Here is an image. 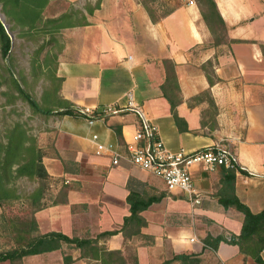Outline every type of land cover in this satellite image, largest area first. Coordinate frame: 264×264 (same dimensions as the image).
Instances as JSON below:
<instances>
[{"label":"crops","instance_id":"crops-1","mask_svg":"<svg viewBox=\"0 0 264 264\" xmlns=\"http://www.w3.org/2000/svg\"><path fill=\"white\" fill-rule=\"evenodd\" d=\"M214 2L225 27L218 33L208 28L194 0H183L155 20L140 0H98L89 13L84 5L86 23L59 31L54 96L74 109L87 106L96 116L107 104H122L123 93L131 91L169 149L228 143L236 164L233 193L256 212L264 206V0ZM56 119L63 139L55 148L76 166L55 172L64 174L63 200L34 212L41 232L81 236L87 231L93 237L119 228L132 190L143 197L159 195L139 212L145 220L139 228L143 236L124 238L118 231L98 238V244L122 252L132 244L138 264H149L152 257L157 262L151 264H157L180 252H199L212 264L254 263L224 240L215 249L202 246L204 235L228 239L241 226V212L217 201L223 184L219 166H190L200 195L198 203H190L184 193L167 191L147 170L123 159L111 164L107 154L94 153L93 132L99 141L119 148L130 141L139 125L133 110L103 113L91 125L77 111ZM75 262L72 255L67 264Z\"/></svg>","mask_w":264,"mask_h":264},{"label":"trees","instance_id":"trees-1","mask_svg":"<svg viewBox=\"0 0 264 264\" xmlns=\"http://www.w3.org/2000/svg\"><path fill=\"white\" fill-rule=\"evenodd\" d=\"M48 1L49 0H0V12L5 22H11V27L19 26V30L21 31L40 29L45 33H53L59 32L64 26L86 23L85 17L81 11H76L79 13L78 16H80V19L75 21L69 19L70 13L68 12L70 11L68 10L62 11L56 16L42 17V8ZM140 1L152 20L167 14L173 8H169L160 15L154 16L146 4H144L142 0ZM97 2L98 0H96L92 6L86 5V11L88 13L91 12L92 8L97 5ZM197 5L201 17L210 30H212L210 26L211 18L217 21L219 27H221L219 29L222 30L225 28L216 9L214 0H197ZM203 5H205V10L202 8ZM72 14L73 12H71V15ZM3 22L0 20V54L5 57L8 54L10 38L7 31L8 28H4ZM55 78L59 81L58 77ZM14 84L17 96L24 99L32 111L41 114L54 112L57 115L71 114L76 111L68 101L55 98L54 95L53 100L56 107L52 109L51 107L41 105L35 99H32L27 92L19 86L18 82L16 83L14 81ZM3 136L4 140L0 141V205L17 196L14 193V189L8 185V182L15 176L27 175L28 177L36 176L38 179H42L48 175L41 161L42 154L40 147L36 144L35 138L27 134L26 129L21 123L14 122L12 125L8 126ZM219 167L221 174L220 179L223 184L217 193V201L224 207L232 206L241 212V226L239 232L237 234H230L228 239L220 234L215 236H211L210 234L204 235L201 240L202 246L203 248L215 249L217 243L220 240H224L236 244L239 251L243 253L244 256L251 258L255 264H264V255L261 254L264 248V206L256 212L251 211L248 206L240 201L233 193L234 169L225 168L222 165ZM30 196L33 201L37 200L40 196V187L35 189ZM125 199L128 204V214L122 217L119 228L102 230L93 237L88 235L84 237L75 234L67 235L58 230L41 232L33 215V212L40 208L41 204L35 202V209H33L30 218L26 223H22V226H27L26 229L23 227L21 229L24 233L22 239L19 241L16 240L13 246L0 250V261H7L9 264H22L21 259L25 256L59 249L61 244L65 243L78 248L80 250L79 256L94 258L97 260V264H138L133 246L128 248L126 246L129 244H125L123 248L124 251L122 252L120 249H107L102 244L100 245L97 243L98 238H104L118 231H121L124 238L132 235L143 236V234L139 233V228L145 224V220L139 212L145 209L151 202L158 200L159 195L143 197L136 191L129 190ZM126 248L127 250L131 249V257L129 260H126L123 255ZM199 254V252L174 253L157 264H170L173 261H178L181 264H198L201 260ZM61 259L63 264H67L71 261V255L63 252L61 254Z\"/></svg>","mask_w":264,"mask_h":264},{"label":"rangeland","instance_id":"rangeland-1","mask_svg":"<svg viewBox=\"0 0 264 264\" xmlns=\"http://www.w3.org/2000/svg\"><path fill=\"white\" fill-rule=\"evenodd\" d=\"M86 1L94 0H49L42 8V17H52L62 11H70L69 19L78 20L81 8L87 4ZM154 16L160 15L165 10L172 8L183 0H142ZM197 4V0H194ZM95 3V2H94ZM198 6V5H197ZM205 10V5L202 6ZM264 12V4H262ZM71 12L73 14L71 15ZM2 22L5 19L0 12ZM213 19V20H212ZM212 32H220L217 21L210 19ZM3 22V23H4ZM6 28L11 34L10 46L7 56L0 54V141L4 140L5 129L14 122H19L26 129L28 135L33 136L36 144L41 150V161L48 174L42 179L36 176L18 175L12 178L8 185L14 189L17 195L0 205V250L7 249L15 244V241L22 239V227L27 228L22 223L30 218L35 202L40 208L56 204L63 200L64 195V174L58 175L60 169H74L75 164L58 154L55 145L61 142V132L56 127L58 115L54 112L41 114L32 111L27 102L17 96L14 81L35 99L39 104L56 107L54 102V91L58 80L54 76L56 53L60 45V32H43L40 29L19 30V26L11 27L12 23H7ZM10 27V28H9ZM24 28V27H23ZM60 31V30H59ZM217 32V33H218ZM40 187V196L33 201L30 194ZM77 210H82L81 206H74ZM36 209V210H38ZM35 210V211H36ZM34 211V212H35ZM85 211V210H84ZM33 212V215H34ZM93 213V211H92ZM76 219L80 221L81 218ZM44 219V217H43ZM76 222V221H75ZM45 226V225H44ZM87 231L79 233L86 236ZM126 247L131 248L132 244ZM65 252L75 256V264H97V260L88 256H79L80 250L72 245L62 243L59 249L41 255H29L21 259L22 264H63L61 254ZM126 260L131 257V249L126 248L123 253ZM153 256V255H151ZM144 261H142L143 263ZM149 264L157 262L156 257H152ZM0 264H9L7 261ZM144 264V263H143ZM170 264H181L173 261ZM198 264H212L201 258ZM255 264V263H253Z\"/></svg>","mask_w":264,"mask_h":264},{"label":"built area","instance_id":"built-area-1","mask_svg":"<svg viewBox=\"0 0 264 264\" xmlns=\"http://www.w3.org/2000/svg\"><path fill=\"white\" fill-rule=\"evenodd\" d=\"M123 97L122 104H107L96 116L92 115L91 109L87 106L75 108L84 117L87 125L93 124L96 117L102 118L103 113H115L125 108L139 115L138 127L131 134L130 141L122 148L114 142L99 141L97 134L91 133L89 139L93 143L95 154H107L111 164L123 159L147 170L162 180L167 191L184 193L190 203L200 201L199 192L195 189L190 174L189 168L192 164H200L204 169H212L220 165L229 169L235 168L234 153L226 142L219 141L195 150L182 147L169 149L159 137L156 124L143 114L140 106L134 101L131 91H125Z\"/></svg>","mask_w":264,"mask_h":264},{"label":"water","instance_id":"water-1","mask_svg":"<svg viewBox=\"0 0 264 264\" xmlns=\"http://www.w3.org/2000/svg\"><path fill=\"white\" fill-rule=\"evenodd\" d=\"M0 20L2 21V19L0 18ZM3 26H4V28H6V24L5 23H3ZM8 35H9V38L11 39V34L10 33H8Z\"/></svg>","mask_w":264,"mask_h":264}]
</instances>
